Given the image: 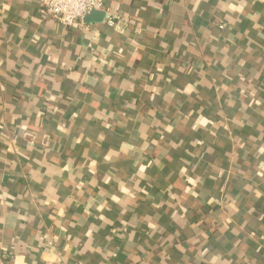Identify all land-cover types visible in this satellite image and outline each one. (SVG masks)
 Listing matches in <instances>:
<instances>
[{
    "label": "crops",
    "instance_id": "1",
    "mask_svg": "<svg viewBox=\"0 0 264 264\" xmlns=\"http://www.w3.org/2000/svg\"><path fill=\"white\" fill-rule=\"evenodd\" d=\"M104 5L0 0V264H264V4Z\"/></svg>",
    "mask_w": 264,
    "mask_h": 264
},
{
    "label": "built area",
    "instance_id": "2",
    "mask_svg": "<svg viewBox=\"0 0 264 264\" xmlns=\"http://www.w3.org/2000/svg\"><path fill=\"white\" fill-rule=\"evenodd\" d=\"M42 9V18H49L65 28H78L85 32L90 31L91 25L84 19L92 13H102V22L109 28H116L121 18L108 11L104 0H37ZM264 4V0H253Z\"/></svg>",
    "mask_w": 264,
    "mask_h": 264
},
{
    "label": "water",
    "instance_id": "3",
    "mask_svg": "<svg viewBox=\"0 0 264 264\" xmlns=\"http://www.w3.org/2000/svg\"><path fill=\"white\" fill-rule=\"evenodd\" d=\"M102 19H103L102 13H92L91 15L87 16L84 19V22L86 24H98L102 22Z\"/></svg>",
    "mask_w": 264,
    "mask_h": 264
}]
</instances>
